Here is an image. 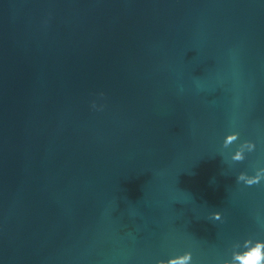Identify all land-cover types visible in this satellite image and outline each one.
I'll return each instance as SVG.
<instances>
[{
	"label": "water",
	"instance_id": "1",
	"mask_svg": "<svg viewBox=\"0 0 264 264\" xmlns=\"http://www.w3.org/2000/svg\"><path fill=\"white\" fill-rule=\"evenodd\" d=\"M245 252L264 257V0H0V264Z\"/></svg>",
	"mask_w": 264,
	"mask_h": 264
},
{
	"label": "clouds",
	"instance_id": "2",
	"mask_svg": "<svg viewBox=\"0 0 264 264\" xmlns=\"http://www.w3.org/2000/svg\"><path fill=\"white\" fill-rule=\"evenodd\" d=\"M243 259H254L257 261V264H261V262L264 261V257H258L256 253H253L251 256H249L247 252L243 254L241 264H243ZM170 264H173V262H170Z\"/></svg>",
	"mask_w": 264,
	"mask_h": 264
}]
</instances>
